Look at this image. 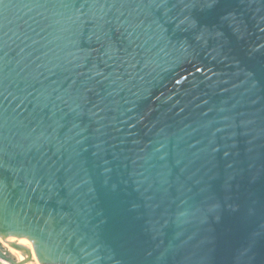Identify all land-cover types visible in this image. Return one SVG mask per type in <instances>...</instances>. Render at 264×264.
<instances>
[{
  "label": "water",
  "instance_id": "95a60500",
  "mask_svg": "<svg viewBox=\"0 0 264 264\" xmlns=\"http://www.w3.org/2000/svg\"><path fill=\"white\" fill-rule=\"evenodd\" d=\"M0 233L36 263L264 264V0H0Z\"/></svg>",
  "mask_w": 264,
  "mask_h": 264
},
{
  "label": "bare ground",
  "instance_id": "6f19581e",
  "mask_svg": "<svg viewBox=\"0 0 264 264\" xmlns=\"http://www.w3.org/2000/svg\"><path fill=\"white\" fill-rule=\"evenodd\" d=\"M0 242L21 264H54L50 261L45 263H36L28 256L27 252L14 244L6 235L0 233ZM6 264H12L10 261L2 258Z\"/></svg>",
  "mask_w": 264,
  "mask_h": 264
},
{
  "label": "built area",
  "instance_id": "2783aa9c",
  "mask_svg": "<svg viewBox=\"0 0 264 264\" xmlns=\"http://www.w3.org/2000/svg\"><path fill=\"white\" fill-rule=\"evenodd\" d=\"M0 264H6L1 257H0Z\"/></svg>",
  "mask_w": 264,
  "mask_h": 264
}]
</instances>
